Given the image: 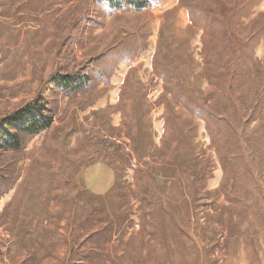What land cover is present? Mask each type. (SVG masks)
<instances>
[{
  "label": "rangeland",
  "instance_id": "rangeland-1",
  "mask_svg": "<svg viewBox=\"0 0 264 264\" xmlns=\"http://www.w3.org/2000/svg\"><path fill=\"white\" fill-rule=\"evenodd\" d=\"M104 1L0 0V119L41 94L54 115L0 151V264H264V88L249 120L221 113L224 165L198 112L221 86L201 43L216 0ZM220 1L222 28L257 25L264 63V0ZM76 72L91 74L83 91L47 93ZM105 142L117 145L106 171Z\"/></svg>",
  "mask_w": 264,
  "mask_h": 264
},
{
  "label": "trees",
  "instance_id": "trees-1",
  "mask_svg": "<svg viewBox=\"0 0 264 264\" xmlns=\"http://www.w3.org/2000/svg\"><path fill=\"white\" fill-rule=\"evenodd\" d=\"M215 2L213 9L209 11L212 15L209 23L211 30H204L201 38L202 58L204 75L207 76L210 85L219 77L221 86L218 91L210 90V93L206 94L205 105L199 108L198 112L205 123L206 132L212 144L215 146L217 140L220 141L217 150L221 158V149L224 145L222 141L227 138V130L232 128L229 121L228 127L223 125L226 117L221 113H226V109L230 110L238 124L242 119L249 120L251 118L250 106H254V101H251V98H260L261 90L264 88V63L255 58L252 47L255 33L257 34V25L247 33V36H242L240 32L234 31V27L222 28V23L218 21V18L220 17L221 21L228 20L231 15V8L220 0ZM103 5L115 12L122 11L126 7L141 12L150 6L148 0H105ZM255 22L257 20L252 25ZM215 37L221 41L224 49L231 50L232 56H229L224 49L220 52L211 50V42ZM241 46H243L242 56L238 57L236 56L237 48ZM218 66L220 73H222L221 75L219 73V76H217ZM90 76L91 74L82 72L54 74L46 84V88H48L46 91L47 93L54 90L64 93H79L90 85ZM254 85L258 87L257 90L252 89ZM183 103L186 105L185 108L190 109L188 101ZM53 124L52 109L41 94L19 110L0 119V151L15 152L24 149L28 138L47 132ZM167 129H165L164 134ZM116 146L112 142H105L103 152L101 155L99 154L100 156L97 154L98 164L96 165L103 166L106 171L111 165H108L110 160L106 163L105 161L116 154ZM223 160L222 157L221 161L224 165Z\"/></svg>",
  "mask_w": 264,
  "mask_h": 264
},
{
  "label": "crops",
  "instance_id": "crops-1",
  "mask_svg": "<svg viewBox=\"0 0 264 264\" xmlns=\"http://www.w3.org/2000/svg\"><path fill=\"white\" fill-rule=\"evenodd\" d=\"M169 2H170V1H168V2H167V4H168ZM171 2H173V0H171ZM173 3H174V2H173ZM173 3H172V4H170V5L168 4V7H170V6H174V4H173Z\"/></svg>",
  "mask_w": 264,
  "mask_h": 264
}]
</instances>
